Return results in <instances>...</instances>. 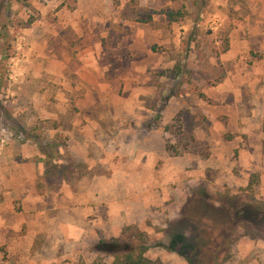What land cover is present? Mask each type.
<instances>
[{
    "label": "rangeland",
    "instance_id": "rangeland-1",
    "mask_svg": "<svg viewBox=\"0 0 264 264\" xmlns=\"http://www.w3.org/2000/svg\"><path fill=\"white\" fill-rule=\"evenodd\" d=\"M0 130L1 264H264V0H0Z\"/></svg>",
    "mask_w": 264,
    "mask_h": 264
},
{
    "label": "crops",
    "instance_id": "crops-1",
    "mask_svg": "<svg viewBox=\"0 0 264 264\" xmlns=\"http://www.w3.org/2000/svg\"><path fill=\"white\" fill-rule=\"evenodd\" d=\"M68 131H66V133H67ZM13 158V157H12ZM13 160V162L16 164V167H18V168H21V169H26V167H25V165H24V163H23V160H25V159H23L22 160V163H19V162H16L14 159H12ZM36 165V164H35ZM28 167H32V166H28ZM36 167V166H35ZM22 174H24L25 175V173L24 172H22ZM35 182V181H34ZM29 191H36V187L35 188H29L28 189ZM0 191H2V186L0 187ZM26 198H29V194H23ZM35 198H37L38 200H37V204L35 205V204H33V207H34V209H32V211L33 212H36L37 213V215H38V217H41L42 216V214L41 213H39L38 212V210H41V200H40V196H38L37 194H35V195H33ZM40 205V206H39ZM38 209V210H37ZM4 218H3V212L1 211L0 212V228H2L3 227V223H4ZM6 229H7V227L5 226L4 227V231L6 232ZM4 237H6V235H4ZM30 253V249H26L25 250V248H23V250H20L19 251V254H21L20 256H25V254L26 253ZM4 253V252H3ZM29 261H32L31 259H29V258H27V259H25V260H22V261H20V262H22V263H30ZM3 262V254H2V252L0 251V264ZM33 264V263H32Z\"/></svg>",
    "mask_w": 264,
    "mask_h": 264
},
{
    "label": "trees",
    "instance_id": "trees-1",
    "mask_svg": "<svg viewBox=\"0 0 264 264\" xmlns=\"http://www.w3.org/2000/svg\"><path fill=\"white\" fill-rule=\"evenodd\" d=\"M105 245H110L114 247L116 245H120V243L117 241L101 240L97 246L98 248L99 247L101 248L102 246H105ZM104 249L106 248L104 247ZM117 253H115V264H145L146 262V260H144L143 258H140L139 260H135V258L133 259L132 250H125L124 253L120 255H118Z\"/></svg>",
    "mask_w": 264,
    "mask_h": 264
},
{
    "label": "built area",
    "instance_id": "built-area-1",
    "mask_svg": "<svg viewBox=\"0 0 264 264\" xmlns=\"http://www.w3.org/2000/svg\"><path fill=\"white\" fill-rule=\"evenodd\" d=\"M6 143V134L4 131L0 130V149L4 147Z\"/></svg>",
    "mask_w": 264,
    "mask_h": 264
}]
</instances>
